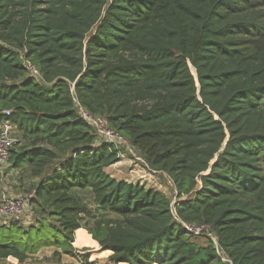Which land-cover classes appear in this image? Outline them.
<instances>
[{"label":"trees","instance_id":"1","mask_svg":"<svg viewBox=\"0 0 264 264\" xmlns=\"http://www.w3.org/2000/svg\"><path fill=\"white\" fill-rule=\"evenodd\" d=\"M77 105L174 200L109 176ZM3 122L32 224L0 225V264H98L89 237L109 264H264V0H0Z\"/></svg>","mask_w":264,"mask_h":264},{"label":"rangeland","instance_id":"2","mask_svg":"<svg viewBox=\"0 0 264 264\" xmlns=\"http://www.w3.org/2000/svg\"><path fill=\"white\" fill-rule=\"evenodd\" d=\"M93 129L95 130V134H96L95 143H97V145H100L101 143H105L106 142L105 137L99 133L96 127H94ZM117 147H118V150L120 151V157H119L120 160L118 163L110 167H107L105 169V172L109 176H111L112 178L116 180H123L128 183H138V184H142L146 188L156 189L158 191L163 192L169 198L174 200L175 195H174L172 183L166 175L162 173H158V172H155L153 174L150 173L147 170V167L143 165V162H142L143 160L138 156V154L130 146L127 147L125 145L118 144ZM0 175L2 176L0 178L1 179L0 180V196L1 194H5L7 196H10V195L22 196L26 194L25 192H20V191H17L18 193L12 192L9 188V185H12L11 183L14 180H17V181L20 180L21 174H17V175L11 174L12 175L11 176L10 173L8 172V169H5L4 171H2V174ZM12 178L14 180H12ZM88 205H89V208L93 211L94 207L91 205L90 202ZM25 217H28L26 221L23 216L18 219H12V222L19 220L22 226L26 228L28 224L30 223L32 224V222H28L29 217L31 218V212L29 209H27ZM9 222H11V220H4V221L0 220V225H3L5 223L8 224ZM75 238L76 237L74 235V240ZM90 246L91 244H89L88 246L85 245L83 248V249L85 248L89 249L87 252H84V254L85 253L90 254L89 261L98 260L99 261L98 264H109L107 261V258L110 256V254L108 253L104 254V252L100 254H96L95 249H92L93 247H90ZM73 247H75V245ZM53 251H54L53 249H43L41 250V254L39 256H33L29 258L26 264H56V263H45L44 262L45 258L51 257V254ZM61 264H79V262L74 258L63 255L61 258Z\"/></svg>","mask_w":264,"mask_h":264},{"label":"built area","instance_id":"3","mask_svg":"<svg viewBox=\"0 0 264 264\" xmlns=\"http://www.w3.org/2000/svg\"><path fill=\"white\" fill-rule=\"evenodd\" d=\"M29 69L33 74L36 75L35 70L29 66ZM77 111L80 117L87 122L92 128L96 127L101 135L105 137V143L112 144L116 149H118L117 145H125L130 146V144L124 140L117 133L113 132L107 127L106 120L89 113L88 111L82 109L77 105ZM5 115H9L8 111L4 112ZM95 131V130H94ZM13 127L7 122H3L0 125V174L5 167H7L10 157H11V149L15 144V139L12 137ZM131 147V146H130ZM143 162V161H142ZM143 165L147 167V170L150 173H155L151 171L148 166L143 162ZM0 177H2L0 175ZM32 196H7L5 194H1L0 196V218L4 220H12L16 219L22 215L24 210L29 209V200ZM172 206V205H171ZM189 232L194 234H199L203 232V228L196 227L192 225L182 224ZM213 239V238H212ZM214 240V239H213Z\"/></svg>","mask_w":264,"mask_h":264},{"label":"crops","instance_id":"4","mask_svg":"<svg viewBox=\"0 0 264 264\" xmlns=\"http://www.w3.org/2000/svg\"><path fill=\"white\" fill-rule=\"evenodd\" d=\"M97 144V143H96ZM10 166H11V163H9L8 165H7V167H5L4 169H3V171L5 170V169H8V172L10 173V175L12 174H14V175H17V174H20V171H19V169H12V168H10ZM6 173H7V171H6ZM21 173H24V172H21ZM11 175V176H12ZM23 175V174H22ZM1 178V177H0ZM1 180V179H0ZM12 180H14L13 178H12ZM20 182L23 184V188H20L21 186V184H20ZM33 182V181H32ZM12 185H9V188H10V190L12 191V192H15V193H18L17 191H23V190H26V189H28L29 188V186L31 185V181L30 180H27L26 178H23V180L22 181H17V180H14L12 183H11ZM25 195V194H24ZM10 196H13V195H10ZM16 196H19V195H16ZM26 211H27V209L26 210H24V212L22 213V215L21 216H19L18 218H21V217H23L24 216V219H25V221H26V219H28V217H25V214H26ZM18 218H16V219H18ZM0 220H3L4 221V219H2V218H0ZM28 222H31V220H30V217H29V220H28ZM26 223V222H25ZM79 230H81V229H79ZM86 232V231H85ZM76 233V232H75ZM87 233V232H86ZM75 235V237H76V234H74ZM90 239H89V241H90V244H91V246L90 247H94V243H93V241L91 240V237H89ZM75 240H76V238H75ZM73 246H74V243H73ZM74 248H77L78 250L79 249H83L84 248V246H81L80 248L79 247H74ZM107 252V251H106ZM41 254V251L40 252H38L35 256H39ZM111 255V254H110Z\"/></svg>","mask_w":264,"mask_h":264}]
</instances>
